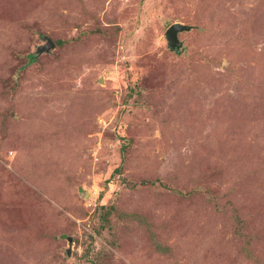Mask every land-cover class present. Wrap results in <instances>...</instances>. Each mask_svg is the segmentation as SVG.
<instances>
[{
  "label": "rangeland",
  "instance_id": "1",
  "mask_svg": "<svg viewBox=\"0 0 264 264\" xmlns=\"http://www.w3.org/2000/svg\"><path fill=\"white\" fill-rule=\"evenodd\" d=\"M92 257L264 264V0H0V264Z\"/></svg>",
  "mask_w": 264,
  "mask_h": 264
},
{
  "label": "water",
  "instance_id": "2",
  "mask_svg": "<svg viewBox=\"0 0 264 264\" xmlns=\"http://www.w3.org/2000/svg\"><path fill=\"white\" fill-rule=\"evenodd\" d=\"M191 26L188 24H183L179 22L172 23L165 31V39L167 41V46L170 50L178 51L183 42L179 39L178 33L190 30ZM55 46L53 40L47 36L43 37V44L37 46L34 56H38L40 53L44 51H49L51 48ZM69 253V252H68Z\"/></svg>",
  "mask_w": 264,
  "mask_h": 264
},
{
  "label": "trees",
  "instance_id": "3",
  "mask_svg": "<svg viewBox=\"0 0 264 264\" xmlns=\"http://www.w3.org/2000/svg\"><path fill=\"white\" fill-rule=\"evenodd\" d=\"M68 40L69 39H62V40H58L57 39L56 43L58 45H60V46H63L64 44H66L68 42ZM54 44H55V42H54ZM26 58H27L26 59L27 60V62H26L27 64H30V63H32L33 61L36 60V56H34V53L31 54V55L26 56ZM130 89L132 91H135V88H133V87H131ZM120 169H121V166L119 165L118 167L115 168L114 172H120ZM100 207L102 208V211H100V213H99L100 223H99L98 228L94 229V232L95 233H99V234L101 233L103 228L107 227V224L109 222V215L116 210V208L114 206H112V205H109V206L101 205ZM155 248L158 251H160V252L161 251H165L167 249L169 250V248L167 246H163V245L160 246L159 243H157L155 245ZM244 252L247 255H249V257H251L250 250L247 247L244 248ZM90 264H97V259L92 257L91 260H90Z\"/></svg>",
  "mask_w": 264,
  "mask_h": 264
}]
</instances>
